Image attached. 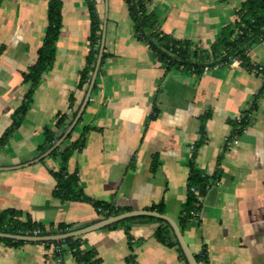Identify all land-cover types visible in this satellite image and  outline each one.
<instances>
[{
  "label": "crops",
  "instance_id": "1",
  "mask_svg": "<svg viewBox=\"0 0 264 264\" xmlns=\"http://www.w3.org/2000/svg\"><path fill=\"white\" fill-rule=\"evenodd\" d=\"M50 1L0 2V137L29 88L22 74L37 58ZM59 1L62 29L54 64L38 82L21 125L0 149V212L16 209L47 228L63 223L79 229L104 218L90 204L54 198L49 172L59 169L60 158L37 160L44 127L59 136L62 131L53 127L56 114L70 117V94L74 105L80 103L78 71L89 50L85 1ZM244 1L151 0L149 10L172 39L207 49ZM97 13L103 20L104 12ZM106 16L107 57L81 121L59 152L83 127L96 130L69 158L68 173L76 171L79 187L94 201L129 211H148L162 203L163 215L178 223L190 162L209 180L219 168L218 186L198 188L199 217L184 226V239L193 254L204 253L200 264H264V92L258 94L263 77L256 73L264 72V43L248 49L251 71L232 62L201 75L175 68L165 73L148 46L134 37L122 0H108ZM243 115L248 116L246 127L237 143L226 148L224 139ZM202 136L204 142L197 146ZM157 227L150 220L131 221L128 234L141 240L131 250L125 226L103 228L82 239L101 264H127L129 255L138 264H185L174 248L154 239ZM0 264L58 263L54 247L27 242L18 247L0 243ZM61 264L77 263L66 252Z\"/></svg>",
  "mask_w": 264,
  "mask_h": 264
},
{
  "label": "trees",
  "instance_id": "2",
  "mask_svg": "<svg viewBox=\"0 0 264 264\" xmlns=\"http://www.w3.org/2000/svg\"><path fill=\"white\" fill-rule=\"evenodd\" d=\"M88 12V35L87 43L89 50L84 58V65L78 71L76 89L81 95V100L85 94V90L90 80L91 73L93 71L95 61L98 54V48L100 43L102 20L97 13V7L95 0H84ZM125 4L130 21L133 25L134 37L136 40L143 42L148 46L149 50L156 56L157 61L163 67L164 72H168L170 69H181L191 74L201 75L204 67H214L217 65H228L233 61H239V65L245 67L248 70H252L247 57L248 49L253 44H258V37L264 34V0H245L239 10L235 13L234 20L221 29V32L217 39L207 48L194 47L189 41H177L165 34L158 23V19L154 11L149 10L151 0H122ZM1 2V0H0ZM61 2L59 0H51L47 8V24L45 35L41 46L37 50V58L33 65H30L27 70L22 74L23 82L29 84V88L25 93L24 99L19 107L12 114V121L10 126L4 131L0 137V149L4 147L14 133V131L21 125L22 120L32 103V96L41 80V77L53 66L56 54V44L58 42L61 29H62V15H61ZM107 54L103 52L100 69ZM98 71V75L100 73ZM263 77V84L258 94L264 92V72H257ZM94 85L93 90L95 89ZM80 100V102H81ZM75 97L70 94L68 97L69 108L73 106L70 117L65 114L57 113L56 120L53 127L56 130H61L59 136L55 135V132L49 128L44 127L43 136L44 141L39 147V152L44 153L48 150L62 135L64 130L69 125L72 118L75 116L78 105H74ZM251 107L247 112L253 110ZM207 117V115H206ZM206 117H202L199 132L203 130V122ZM81 121L79 119L78 123ZM77 123V125H78ZM248 123V116L243 115L240 124L237 125L233 122V130L230 138L234 135H240ZM95 128L85 126L82 129L80 136L69 145L63 148L61 152L60 146L55 148L49 157L59 156L60 164L58 170H51L50 176L55 182V186L52 190V196L60 201H78L90 204L100 214L101 218H107L109 216L117 215L129 209L114 208L108 204L94 201L84 195L83 191L78 184V176L75 172L68 173L66 165L69 158L76 151H80L85 143V136L88 132L95 131ZM71 133L65 140H68ZM204 142V137L200 139L197 146ZM195 154L196 146H193ZM154 159V165H155ZM190 172L186 183V199L182 205L180 215L178 218V227L183 234L184 226L192 219L190 212L193 210V204L196 201V197L191 193V188L198 189L199 186L206 185L210 180L205 175L197 172L192 161L189 164ZM220 176L219 168L216 170L212 181H218ZM148 211L157 212L161 215L164 214V208L162 203L151 207ZM134 220H150L158 224V227L154 231V239L161 244L166 243L169 247L175 249L178 253L179 259L185 264V259L182 252L172 234L170 226L160 220L153 217L141 216L136 218L127 219L122 222H118L111 226L104 228V230L113 229L118 226H125V232L127 234V246L131 250L133 244L141 242V240H135L128 234V224ZM76 228L72 224L58 223L55 227H45L42 224L34 221L27 213H23L16 209H5L0 212V232L8 234H21V235H36L45 236L58 233H65ZM0 243L11 247H18L27 242L13 241L10 239L0 238ZM47 246H60L61 256L69 252L77 264H101L102 261L97 257L94 250L85 247L82 237L69 238L61 242H46L43 243ZM55 257L58 254L55 253ZM195 260L200 264L204 260V253L194 254ZM127 264H138L135 261L133 255H129L126 258Z\"/></svg>",
  "mask_w": 264,
  "mask_h": 264
},
{
  "label": "water",
  "instance_id": "3",
  "mask_svg": "<svg viewBox=\"0 0 264 264\" xmlns=\"http://www.w3.org/2000/svg\"><path fill=\"white\" fill-rule=\"evenodd\" d=\"M108 10V0H104V16L102 20V27H101V35H100V43L98 48V54L95 61V65L93 68V71L90 76L89 83L87 85V88L85 90V94L78 105L77 111L75 113V116L70 121L67 128L64 130L62 135L59 137V139L44 153H42L37 160L46 158L49 156V154L57 147L61 145V143L67 138V136L72 132L76 124L78 123L79 119L81 118L86 105L88 104V101L90 99V95L93 91L96 78L98 75V71L100 69L101 60L104 52V41H105V32H106V15ZM141 216H148L153 217L156 219H160L164 222H166L172 231V234L182 252V255L185 259L186 264H198L195 260L193 252L190 250L188 244L186 243L183 234L181 233L177 223L172 220L170 217L166 215H161L157 212L152 211H145V210H132V211H126L117 215L109 216L104 219H100L97 222L79 228L75 229L69 232L65 233H58V234H52V235H45V236H38V235H21V234H8V233H1L0 232V238L2 239H10L13 241H21V242H34V243H46V242H61L65 241L69 238H75V237H82L84 235H87L91 232L101 230L103 228H106L108 226H111L113 224H116L118 222L125 221L127 219L141 217Z\"/></svg>",
  "mask_w": 264,
  "mask_h": 264
},
{
  "label": "built area",
  "instance_id": "4",
  "mask_svg": "<svg viewBox=\"0 0 264 264\" xmlns=\"http://www.w3.org/2000/svg\"><path fill=\"white\" fill-rule=\"evenodd\" d=\"M258 42H259V43H264V34H262V35H260V36L258 37ZM233 62H236V63H238V64L240 63L239 61H233ZM217 66H221V65H217ZM208 70H209L208 67H204L202 73L204 74V73H206ZM256 73H257V71H256ZM241 119H242V117L237 118V119L235 120V122H236L237 125L240 124ZM237 136H238V135H234V136H232L231 138H230V137H226V138L224 139V146H225L226 148H228L229 146H231V145H233V144H236V143H237V139H238ZM212 186H218V181H212V180H210L206 185H204L205 189H210ZM190 191H191V193H193V195L196 197L198 189H196V188H191ZM199 211H200V202H199L198 199L196 198V201H195L194 204H193V210L190 212V215H191V217H192L193 220H197V219H198V217H199ZM34 235H36V232H34ZM54 252H55L56 254H58V257H57V263H58V264H61V247L58 246V245L54 246Z\"/></svg>",
  "mask_w": 264,
  "mask_h": 264
},
{
  "label": "rangeland",
  "instance_id": "5",
  "mask_svg": "<svg viewBox=\"0 0 264 264\" xmlns=\"http://www.w3.org/2000/svg\"><path fill=\"white\" fill-rule=\"evenodd\" d=\"M96 3V7L100 13V15H103L104 9H103V0H95ZM158 23H160V21L158 20Z\"/></svg>",
  "mask_w": 264,
  "mask_h": 264
}]
</instances>
